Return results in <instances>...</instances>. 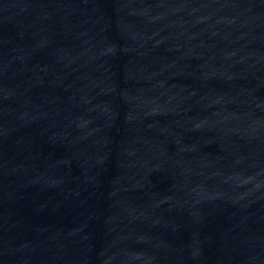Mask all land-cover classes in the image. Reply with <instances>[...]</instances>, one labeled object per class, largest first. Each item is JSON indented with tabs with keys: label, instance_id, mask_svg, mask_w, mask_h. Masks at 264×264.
<instances>
[{
	"label": "water",
	"instance_id": "95a60500",
	"mask_svg": "<svg viewBox=\"0 0 264 264\" xmlns=\"http://www.w3.org/2000/svg\"><path fill=\"white\" fill-rule=\"evenodd\" d=\"M0 264H264V0H0Z\"/></svg>",
	"mask_w": 264,
	"mask_h": 264
}]
</instances>
